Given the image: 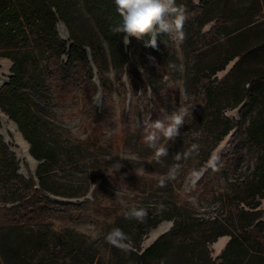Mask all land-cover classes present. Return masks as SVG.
I'll list each match as a JSON object with an SVG mask.
<instances>
[{"label": "trees", "instance_id": "trees-1", "mask_svg": "<svg viewBox=\"0 0 264 264\" xmlns=\"http://www.w3.org/2000/svg\"><path fill=\"white\" fill-rule=\"evenodd\" d=\"M84 1L97 21L99 33L94 36L76 32L68 9L71 0H0V59L12 63L8 83L0 88V111L16 125L29 145V155L38 163L34 176L26 179L19 175L18 161L0 134V218L4 222L1 228L17 226L19 214L34 209L41 200L52 205L46 195L83 200L79 204L54 205L68 213L90 208L107 210L118 197L109 193L111 184L121 178H131L130 170L157 171L134 165L127 168L121 165L116 171L114 163L87 159L84 144L74 141L67 129L56 127L54 119L49 121L53 111L42 101L50 98L64 102L74 89L77 77L86 86L76 85L82 88L87 99L86 119L93 124L108 120L112 101L107 72L111 69V82L124 96L129 94L130 97L125 116L128 124L138 116V99L143 98L149 105V109L147 105L143 109L141 127L135 134L125 132L124 141L129 134L137 155L155 157L153 163L161 174H176L168 182L171 192L189 195L204 186V199L218 202L222 209L223 217L202 220L208 231L203 237L207 264H264V209L261 208L264 200V106L249 121L246 130L243 129L246 109L256 98L254 94L258 88L264 86V71L254 74L247 65L248 50L264 57V47L246 45L252 32L263 24L256 17L264 13V0H204L199 7L193 0H176L177 5L187 9L183 56L190 57V61L183 64L180 79L192 106L184 123L188 128L169 144L167 156L159 159L155 156L156 149L145 142L144 122L149 115L151 121L168 116L170 102L178 96L176 51L166 34L158 36L156 49L145 46L147 36L130 37V44L125 45L124 33L113 31L123 22L115 0ZM58 21L68 32L69 47L68 42L58 36ZM210 23L214 25L204 33L203 28ZM214 35L224 39L225 49L215 59L203 61L207 53L221 44H216L218 39ZM62 56L67 57L66 62L62 61ZM230 62H233L232 68L218 80L215 75L225 70ZM94 69L98 86L92 82ZM98 91L102 94L100 108L92 105ZM245 101L246 105L239 110L238 123L224 115L225 110L236 109ZM235 128L238 129L237 137L221 166L210 168L200 177L212 150ZM199 132L207 138L202 146L196 137ZM164 139L161 136L157 144H162ZM192 145L198 148L192 150ZM239 160L250 163L252 171L244 183L231 190L232 200L225 205L230 197L228 194L216 196L212 182H217L223 167L230 169ZM66 169L90 171L80 182L67 183L57 172ZM98 180L100 184L96 185ZM178 200L179 203L164 205L142 222L128 218V211L115 218L109 226L113 237L111 248L115 253L130 257L129 263L121 264H149L173 250L170 239L182 236L189 227L191 209L187 200ZM162 222L172 223L169 231L141 252L143 238ZM220 237H229V240L220 256L212 260L206 245ZM45 238L40 233L33 237L14 236L3 250L0 264H40L35 256L42 250ZM121 242L132 250L121 247ZM92 260L89 259L88 264H92Z\"/></svg>", "mask_w": 264, "mask_h": 264}, {"label": "rangeland", "instance_id": "rangeland-1", "mask_svg": "<svg viewBox=\"0 0 264 264\" xmlns=\"http://www.w3.org/2000/svg\"><path fill=\"white\" fill-rule=\"evenodd\" d=\"M203 1L204 0H193V3L199 7ZM230 1L235 2L237 0ZM68 9L76 32L86 36H94L99 33L96 18L91 15L84 0H71ZM256 18L258 22L262 21L263 24H260L259 27L252 32L246 45L249 47L250 45H253V48L258 45V47L263 48L264 13L261 15L259 14ZM58 23H61V21H58ZM58 23L56 25L58 36L70 45L71 43L69 42V36L66 28L62 24L63 27L58 29ZM213 25L214 23L206 25L202 31L204 33L208 32ZM167 37L171 46L175 49L176 56L178 58V62L174 66L177 70L175 82L179 87L178 96L170 102L167 113L170 115L180 106L186 107L190 113L192 102L183 92L182 81L180 79L183 64L185 61H190V57L188 59L183 56L184 42L176 43L169 35H167ZM214 37L218 39L216 44L220 42L221 44L214 50L207 53L202 59L203 61H208L212 58L215 59L225 49L224 39L219 35L217 37L214 35ZM104 50L106 51L105 44ZM86 53L91 63L87 49ZM247 53V65L253 69L252 72L255 74L260 71V73H262L264 71L263 55L260 56L261 53L254 54L250 50H248ZM3 59L5 58H1L0 62ZM61 59L63 62H66L67 57L62 56ZM232 65L233 62H230L226 66L225 70L218 72L215 75L217 79L220 80L223 78L230 71ZM93 72L94 77L92 82L98 86L99 83L96 77V70L94 69ZM107 76L110 82L109 88L112 101V112L110 113V118L108 120H103L97 124H93L89 119H86L85 111L88 109L87 99L84 96L82 88L80 90L76 85L79 84L80 87L84 88L86 86L79 77L76 78L73 86L74 89L70 91L64 102L59 103L50 98L49 100L46 99L42 101L43 104L53 111L51 113V117L49 118L51 120H47L52 121V119H54L53 122L56 127L67 129L70 133V137L74 141L83 143L86 148L87 159L92 160L97 158L116 165L125 166L126 168L134 165V167L139 169L146 168L157 171L145 173L144 171L133 172L129 169L131 172V178H121L119 182L113 183L109 186V193L117 195L118 197L113 204L108 205L107 210H94L93 208H90L89 210L82 209L78 211H70L68 213L59 210V208H56L54 205H65L68 203L79 204L83 200H68L46 195L52 205H47L43 200H41V202L34 209H30L26 213L21 212L19 214L17 226L12 227V229H8V226L3 228L0 226V259H2V255H4L3 250L8 246L9 241L14 236L24 235L33 237L40 233L46 237L42 250H39L35 256V259L39 260L40 264H88L89 259H93L92 264L129 263L130 257L128 255L115 253L111 248L113 237L111 232L112 228H109V226L115 222V218L120 216L122 213L129 211L132 207H145L148 212V215L145 218H150L152 214L161 209L160 205H170L173 202L179 203L178 199H181L187 200L191 206V209L188 212L189 227L183 232L182 236L170 239L173 247L171 252L164 255L160 259L150 261L149 264H207L204 253L203 237L208 233V231L202 220L205 221L208 218H213L215 216L223 217L224 214L222 213V209L219 207L218 202H209L204 199V186L189 195H179L178 191L174 190V192H171L168 182L169 180L171 181L176 174L159 173L158 171L160 169L153 163L155 157H140L134 152V147L132 145L134 142L130 139L131 136L129 137V134H135L137 129L141 127V124L144 121L143 109L146 105L149 109V105L148 103H145L143 98L138 99L136 101V115L138 116L131 121V124H128L125 116L129 109V94L124 96L122 91L118 89L117 85L111 82V69L108 70ZM9 77V73L8 75L3 76L4 81L0 88L8 83ZM123 81L126 82L125 77H123ZM97 95L92 99V105L100 108L102 94L100 95V98H98ZM254 95L256 98L246 109V118L243 124L244 130H246L249 121L254 117L256 112L264 106V86L259 87ZM241 105L242 106L239 110L246 105V101ZM236 110L237 108L225 110L224 115L238 123L240 121L239 110L238 112ZM149 117H151V115L147 117V121L149 120ZM187 118L188 116L185 118V121ZM187 128L188 126L184 124V126L180 129V134H182ZM235 129L236 138L238 129ZM125 132H129L126 141H124ZM0 134L4 143L8 145L9 149L14 153L18 161V174L22 175L26 179H28L29 176H33L37 163L31 162L28 164L19 156L20 146L15 141L13 129L10 123H1L0 121ZM205 136L206 135L201 134V132L197 133V141L201 144V146L207 141ZM173 140L174 139L167 140L165 138L162 144L168 148L169 144L172 143ZM231 148L232 144L229 151L221 157L218 163L212 166H207L206 163L204 168H202V172L205 174L210 168L221 166L223 158L228 156ZM89 171L90 170L78 171L66 169L64 171L57 172L58 177L63 182L78 183ZM251 171L252 165L246 160H239V162L234 167L231 166L230 169L223 167L218 175L217 182H212V190L214 191V194L216 196L228 194L230 199L225 201L226 205L228 200H232L231 190L244 183V181L249 177ZM99 184L100 181H96V185ZM176 195H179L178 198ZM87 198L90 199V196L88 195ZM261 208L264 209V200L261 202ZM3 223V219L0 218V225ZM163 223L165 222H162L159 225ZM170 228L171 226L162 235L166 234ZM152 230H150L143 238L141 250H145L152 245L158 237L162 236L159 235L149 245L143 246V243L148 239L149 233ZM211 245L212 244H207L206 249L209 257L214 260L219 257V254L222 251L218 254H214ZM120 246L128 250H132L128 244L123 242L120 243ZM73 257H78L80 259L77 260V258Z\"/></svg>", "mask_w": 264, "mask_h": 264}, {"label": "clouds", "instance_id": "clouds-1", "mask_svg": "<svg viewBox=\"0 0 264 264\" xmlns=\"http://www.w3.org/2000/svg\"><path fill=\"white\" fill-rule=\"evenodd\" d=\"M115 4L123 22L113 31L124 33L123 43L125 45L130 44V37L140 39L147 36L145 46L153 49L158 47V36L161 34L169 35L176 43H182L185 39L183 26L188 18L187 9L183 5H177L176 0H115ZM188 115V109L180 106L164 119L151 121V117H149V120L144 122L145 142L156 149L157 159L168 154V149L164 144H157L160 137L163 136L167 140L177 137ZM197 148V145H192V150ZM120 167L121 165L118 164L113 165L116 171ZM163 207L160 205L161 209ZM147 215L145 207H132L127 212L128 218L140 222Z\"/></svg>", "mask_w": 264, "mask_h": 264}, {"label": "bare ground", "instance_id": "bare-ground-1", "mask_svg": "<svg viewBox=\"0 0 264 264\" xmlns=\"http://www.w3.org/2000/svg\"><path fill=\"white\" fill-rule=\"evenodd\" d=\"M63 25L61 23H58V29H61ZM11 66V62L8 59H3L0 62V86L3 83V76L8 75L9 69ZM235 113V112H234ZM0 121L1 123L8 122L10 123L12 129H13V135L15 138L16 143L19 144L20 150H19V156L25 160L28 164L31 162H34L31 156L28 152V144L20 133L17 131V128L13 122L9 120V118L0 111ZM236 136V130H232L230 133H228L220 142L219 144L212 150L209 161L207 162V166H212L219 162L222 156H224L228 151L229 148L234 141ZM170 227V223H163L159 225L155 230H152L149 233L148 239L143 243V246L149 245L151 242H153L159 235H162L165 233L168 228ZM228 237H220L218 238L214 243H212L211 247L213 249L214 254L220 253L226 243H227Z\"/></svg>", "mask_w": 264, "mask_h": 264}, {"label": "water", "instance_id": "water-1", "mask_svg": "<svg viewBox=\"0 0 264 264\" xmlns=\"http://www.w3.org/2000/svg\"><path fill=\"white\" fill-rule=\"evenodd\" d=\"M69 46H70V45L68 44L67 47H69ZM11 65H12V63H11ZM10 68H11V66H10ZM9 74H10V69H9ZM100 95H101V93H100V91H99V92H98V95H97L98 98H100ZM241 106H242V105H240V106L237 108V110H236L237 112H238V110H239V108H240ZM15 126H16V125H15ZM16 128H17V127H16ZM234 130H236V129H234ZM28 148H29V145H28ZM31 158H32V157H31ZM32 159H33V158H32ZM33 161H34V163H37L34 159H33ZM37 164H38V163H37ZM203 174H204V173L202 172L201 175H200V177L203 176ZM34 175H35V173H33V176H34ZM198 179H199V178H198ZM198 179H197V180H198ZM165 223H170V226H172V223H171V222H165ZM228 240H229V237H228ZM228 240H227V242H228ZM143 250H144V249H143ZM143 250H141V252H143ZM222 251H223V250H222ZM220 254H221V253H220ZM220 254H219V256H220Z\"/></svg>", "mask_w": 264, "mask_h": 264}]
</instances>
